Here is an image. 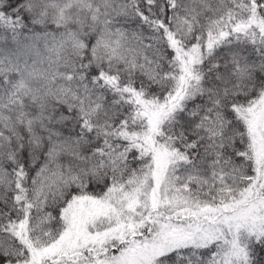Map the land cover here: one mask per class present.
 <instances>
[{
	"label": "snow or ice",
	"instance_id": "1",
	"mask_svg": "<svg viewBox=\"0 0 264 264\" xmlns=\"http://www.w3.org/2000/svg\"><path fill=\"white\" fill-rule=\"evenodd\" d=\"M0 264H264V0H0Z\"/></svg>",
	"mask_w": 264,
	"mask_h": 264
}]
</instances>
